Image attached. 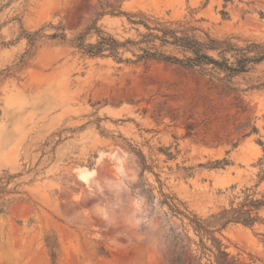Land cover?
<instances>
[{
	"label": "rangeland",
	"instance_id": "obj_1",
	"mask_svg": "<svg viewBox=\"0 0 264 264\" xmlns=\"http://www.w3.org/2000/svg\"><path fill=\"white\" fill-rule=\"evenodd\" d=\"M113 9L264 44V0H0V173H21L23 183L0 214V264H52L46 240L55 264H210L187 217L168 204L206 220L256 182L264 61L233 79L246 109L235 115L208 76L156 60L91 58L69 45L92 23L137 40ZM38 30L44 36L31 46L26 34ZM186 118L199 123L192 137ZM247 122L257 133L241 138L235 128ZM223 159L230 164L211 167ZM259 218L214 234L240 264H264V210Z\"/></svg>",
	"mask_w": 264,
	"mask_h": 264
},
{
	"label": "trees",
	"instance_id": "obj_2",
	"mask_svg": "<svg viewBox=\"0 0 264 264\" xmlns=\"http://www.w3.org/2000/svg\"><path fill=\"white\" fill-rule=\"evenodd\" d=\"M109 14L124 15L127 22L136 27L138 39L127 38L120 41L102 27L97 26L96 23L88 25L68 41L64 33L51 34L49 38L61 42L67 41L78 52L91 58H112L118 63L129 64L156 60L198 72L201 76H208V82L212 89L217 90V94L231 98L228 109L234 110L235 115H242L246 112L240 96L236 94L241 93L242 90L234 87L233 79L239 74L248 72L253 65L264 61V44L247 41L244 46H239L233 42L234 37L212 38L200 28L188 23L161 21L141 11L124 13L113 9ZM222 15H226V12H222ZM140 27L143 31L140 30ZM199 31L203 33L202 37L197 34ZM40 36H44L40 30L26 34L31 46ZM132 49H136L140 53L136 54ZM168 49L175 53H168ZM125 51H130L135 59H123L122 53ZM170 119L176 121V118L171 116ZM188 119L190 118H186L183 122L184 137H192L195 134V127L199 124L188 121ZM247 129H249L248 132H245ZM235 131L240 134L241 138L257 133L255 126H250L249 122L236 126ZM258 143L262 147V155L257 161L256 182L252 187H245L241 191V196L235 197L239 199L236 204L232 200L228 208H223L218 213L212 214L206 220H201L194 215L189 218L179 212L175 204H168L173 213H180L187 217L189 224L199 237L198 247L202 254H208V257L211 258L208 259L210 264H240L239 259L230 255L221 241L214 236L215 232L233 224L252 227L260 221L259 213L264 210V189L260 192H257L256 189L264 183V144L261 141ZM236 146L237 142L231 144L232 148ZM130 149L135 152V149ZM135 153L143 166L147 167L142 154ZM229 164V161L225 159L216 160L211 162V167L223 168ZM20 176L21 173L10 174L7 170L0 173V214H5L10 204L21 194L20 186L23 183L18 181ZM205 235H210V247H207L203 242ZM46 245L52 264H55L56 246L51 240H46Z\"/></svg>",
	"mask_w": 264,
	"mask_h": 264
},
{
	"label": "snow or ice",
	"instance_id": "obj_3",
	"mask_svg": "<svg viewBox=\"0 0 264 264\" xmlns=\"http://www.w3.org/2000/svg\"><path fill=\"white\" fill-rule=\"evenodd\" d=\"M83 178V177H82Z\"/></svg>",
	"mask_w": 264,
	"mask_h": 264
}]
</instances>
